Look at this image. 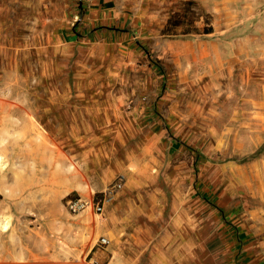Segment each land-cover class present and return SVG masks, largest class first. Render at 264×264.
<instances>
[{"label":"rangeland","instance_id":"1","mask_svg":"<svg viewBox=\"0 0 264 264\" xmlns=\"http://www.w3.org/2000/svg\"><path fill=\"white\" fill-rule=\"evenodd\" d=\"M0 107L96 160L102 189L57 214L107 192L88 223L133 264H264V0H0Z\"/></svg>","mask_w":264,"mask_h":264},{"label":"crops","instance_id":"2","mask_svg":"<svg viewBox=\"0 0 264 264\" xmlns=\"http://www.w3.org/2000/svg\"><path fill=\"white\" fill-rule=\"evenodd\" d=\"M29 110L0 107V264L79 261L94 249L104 264H133L128 249L116 244L114 223L93 227L89 211L69 213L72 219L57 214L63 198L99 191L103 178L95 159L86 166L75 160ZM98 235L112 244L96 249ZM244 262L254 264L249 256Z\"/></svg>","mask_w":264,"mask_h":264},{"label":"built area","instance_id":"3","mask_svg":"<svg viewBox=\"0 0 264 264\" xmlns=\"http://www.w3.org/2000/svg\"><path fill=\"white\" fill-rule=\"evenodd\" d=\"M109 194L106 192L103 196L97 197L94 195L93 197L84 198L80 195H73L65 199L63 202L64 208L68 211V213L77 215L85 211H92L96 215L103 214L105 210V206L109 201ZM109 240L107 237H100L95 244V248H102L107 246ZM94 251H90L87 255L81 258L77 262H63L61 264H104L100 261L99 258L96 257V253Z\"/></svg>","mask_w":264,"mask_h":264},{"label":"trees","instance_id":"4","mask_svg":"<svg viewBox=\"0 0 264 264\" xmlns=\"http://www.w3.org/2000/svg\"><path fill=\"white\" fill-rule=\"evenodd\" d=\"M193 6L194 2L185 1L184 8H182L180 12H176L175 14L170 16V18L168 19L167 24L164 28V33L169 35L175 34L174 29L181 26L189 15H196L197 12L194 10ZM212 30L213 27L211 26L208 29H205L204 33H211Z\"/></svg>","mask_w":264,"mask_h":264}]
</instances>
